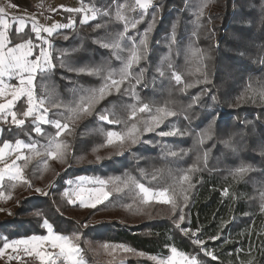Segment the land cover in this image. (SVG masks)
<instances>
[{
  "label": "trees",
  "instance_id": "1",
  "mask_svg": "<svg viewBox=\"0 0 264 264\" xmlns=\"http://www.w3.org/2000/svg\"><path fill=\"white\" fill-rule=\"evenodd\" d=\"M5 1L33 11L29 0ZM81 2L98 10L97 18L80 24L77 14L73 29L49 39L55 67L43 81L40 76L35 81L37 96L49 108L48 119L69 125L57 138L67 145L65 155L58 165L56 159L26 152L30 159L23 175L32 186L3 181L1 191L10 198L8 212L0 214V248L2 237L43 233L47 219L56 234L78 237L91 264L95 261L86 243L122 245L141 254L129 258V264H157L172 247L197 264H264V100L258 95L264 89V0H154L122 41L139 42L147 31L144 58L133 67V77L77 118L81 90L96 89L103 80L69 69L119 70L114 50L100 41L111 42L123 31L114 7L132 0ZM203 3L212 7L201 10ZM9 37V46L36 42L29 28L19 35L12 30ZM194 50L202 52L201 59L193 56ZM173 73L181 75L180 83ZM50 100L61 106L53 107ZM138 104L153 111L166 107L175 115L117 151L116 144H108L107 133L125 132L134 123L143 128L146 113L129 118ZM21 107L26 108L24 100L16 110ZM104 110L115 122L98 118ZM32 122L29 118L16 127L1 121L0 146L21 140L43 152L57 130L44 125L37 134ZM161 131L173 134L161 136ZM242 166L248 171L236 175ZM185 175L187 181L181 179ZM82 176L104 180L108 201L92 209L70 205L63 195L65 183ZM131 181L151 190L168 189L175 210L170 204H142ZM197 239L202 243L193 242Z\"/></svg>",
  "mask_w": 264,
  "mask_h": 264
},
{
  "label": "snow or ice",
  "instance_id": "2",
  "mask_svg": "<svg viewBox=\"0 0 264 264\" xmlns=\"http://www.w3.org/2000/svg\"><path fill=\"white\" fill-rule=\"evenodd\" d=\"M11 7H16L11 5ZM152 7V0H134L131 5L121 4L116 10V19L123 21V31L117 34L115 40L111 42L100 41L103 47L111 48L114 50L113 54L118 60L121 61V67L119 70H114L111 68H105L103 66H93V67H73L70 71H75L78 73H87L89 75H100L103 83L100 87L96 89H89L86 92L81 90V99L79 105L74 109V115L78 118L81 114H88L94 106L102 100L106 95L111 94V91L115 89L117 92L120 91L123 84L128 82L132 77V69L137 66L139 62L144 58V49L146 46V40L141 39L137 42L132 39L130 44L122 43L123 39L126 37L130 28H135L136 23L139 21L135 18L129 20L123 9L127 8L130 11H136L137 9L141 11V18L147 9ZM206 7V3L201 4V10ZM69 12H84V8L77 9H66ZM91 12V16L87 13L84 16L82 23L87 22L89 19L96 18V11L94 9H88ZM7 13L4 7H0V121L5 123L8 122L7 117H11V122L17 127H21L25 124L26 119H31L35 124L34 131L37 134H42L41 124H54L57 129L56 137L49 140L48 144L44 147L43 152L37 149L35 144H25L21 140L15 141L14 151L16 153L15 159L11 160V163L5 159L6 155L11 157L13 153V145L5 142L2 147H0V181H3L5 177L9 180H19L22 183L31 187L30 182L25 179L23 175V168L27 167V162L30 157L22 155L21 150L28 148L32 151L33 155H45L51 159H63L67 145L60 142L57 138L62 132L68 130L69 125L63 123L59 120L52 121L48 119L49 108L45 106V99L43 97H38L36 94L35 81L37 76H40L42 81L45 79L47 73L50 69L54 68L55 65L52 63L51 52L47 51L45 48L40 47L39 52L35 51L38 47L34 45L31 39L25 40L24 42L17 43L14 46H9L11 40L9 37V28L14 23L17 25L15 32L17 35L24 32L27 21L24 17H12L11 22L6 19ZM69 25L54 24L51 27L40 26L35 19L31 22V31L36 34V39H41L40 33L46 32L49 36L53 32L61 27H70ZM100 27V25H97ZM147 31L145 32V36ZM43 44H49L46 39L43 40ZM50 46V45H49ZM121 53H127L126 56L121 55ZM202 52L200 50H194L193 56L197 59L202 58ZM61 65L64 66L63 61ZM174 79L177 83L181 82V75L173 73ZM16 80L18 83L13 84L8 81ZM136 83H139V79H136ZM255 94V93H254ZM259 98L264 100V89L260 90ZM21 98H25L27 102V107H21L16 110V102ZM49 103L53 107H60L55 100H50ZM146 113V118L143 119V128L138 127L135 123L131 127L127 128L125 132H115L111 131L107 133L108 143L113 142V138L117 141L123 142L125 139H130L132 143L136 142L138 134L141 131H152L155 127H159L161 122L168 116L175 115V112L168 110L166 107H158L154 111L152 107L148 104H138L131 107L130 119H135L137 113ZM111 114L107 110L98 113V118L102 121H108L110 123L115 122L109 119ZM161 136L172 135V132L161 131L159 133ZM202 142V140H201ZM7 150V152L5 151ZM174 155V153H173ZM25 161L24 165H18L17 161ZM46 165V161H45ZM247 167H240L236 170V175H242L247 172ZM131 180V178H129ZM183 181L188 180V176L185 175L181 178ZM135 184V187L139 189L140 198L143 203L148 204L152 200H156L161 204H170L173 211L176 208V203L174 199V194L170 195L168 189L151 190L145 187L143 184H138L135 181H131ZM93 183V181H89ZM101 185L98 189H86L83 186V182L77 185L75 189L72 190L71 195L65 192L64 195L69 197L68 203L74 204L78 200L80 205L83 207L95 208L97 204H102L104 200L109 198L110 193L103 190L105 181H95ZM127 183V182H125ZM117 190H120L117 188ZM37 192L42 190L37 188ZM47 195V193H43ZM225 194H227L225 192ZM0 197H3V193H0ZM75 197V199H72ZM10 198V197H9ZM186 199V197H185ZM261 210L264 211V203L261 204ZM39 215V213H37ZM180 220L184 217L181 215ZM44 226L48 230L47 236H32L30 240H15L10 244L5 242L4 248H12L13 251L17 250V247L24 245V251L29 255H35L41 264H84L81 258V248L75 243V239L78 237H69L61 234H56L53 231V227L48 223L47 219L43 221ZM86 226V225H85ZM195 235V233H193ZM196 244H201L202 241H193ZM50 246L52 251H46L44 245ZM105 248L108 245H104ZM123 248V251H132V249ZM58 250V251H56ZM172 255L167 259H161L157 264H196V261L182 252H179L175 247L171 248ZM3 252L0 251V256H3ZM211 255V253H207ZM14 258V257H10ZM155 259V257H153ZM251 264V262H249Z\"/></svg>",
  "mask_w": 264,
  "mask_h": 264
},
{
  "label": "crops",
  "instance_id": "3",
  "mask_svg": "<svg viewBox=\"0 0 264 264\" xmlns=\"http://www.w3.org/2000/svg\"><path fill=\"white\" fill-rule=\"evenodd\" d=\"M29 1H30L31 5L33 6V11L23 10V9L18 8V7H11L12 4L5 1V0H0V7L5 8L6 13H7L5 18L9 19L10 22H11V18L14 16L15 17H24L26 19V21H27L26 28H29L30 33L33 35V38L36 41V42H33V44L38 46L35 48L37 53L39 52L40 47H43L47 51L51 52V42L49 39L60 31L73 28L75 25V19L73 16L74 14L80 15V23H82L81 21L84 19V16L86 13L89 16H91V12H88L85 9V7L83 6V4L81 3L80 0H29ZM69 8H71V9L84 8L85 11L84 12L66 11V9H69ZM61 13H69V14H71V16H68L67 19L64 20V17H63V15H61ZM32 19H35V21H37L40 26H44V27H51L54 24H60V25L71 24V26L58 28L53 32V34L51 36H49L48 33H46V32H41L40 33L41 39H36V34L31 31ZM92 20H94V19H89L87 22L82 23V24H87V23L91 22ZM16 27H17V25H15L13 23L12 26L8 30L9 33L12 30H14V32H15ZM26 28H25V30H26ZM45 39L47 41H49V44H43V40H45ZM22 42H24V41H22ZM19 43H21V42H19ZM8 82L13 83V84L18 83V81H16V80H12V81H8ZM22 100H24L26 102L25 98H21L19 101L16 102V105ZM0 102H4V101H0ZM26 107H27V102H26ZM7 119H8V123L16 126L15 124H13L11 122V117H7ZM32 124L35 126V124L33 122H32ZM44 125H51L54 127V124H41L40 127L44 126ZM8 143H10V142H8ZM3 144L0 147H2ZM10 144L13 145V153H12L11 157H9L7 155L5 157V159L8 160L9 163H11L12 159H15V155H16V153L14 151L15 142L10 143ZM5 151L7 152V150H5ZM26 152L31 153L32 151L28 148H24L21 150L22 155L27 156ZM22 161L23 160H18L17 164L20 165V163ZM0 166H2V165H0ZM3 181H9V182L16 184V185H19L22 183L19 180H9V179H7V177H5ZM3 181H0V193H3L1 191V188L3 186ZM89 181H93V183H89ZM95 181H104V180H102V179L99 180L97 178L87 177V176H82V177H77V178L67 180L65 183V189L63 190V195L65 192H68L71 195L72 190L75 189L77 187V185L80 184L81 182H83V186L86 189H98V188H100L101 185L98 183H95ZM106 186L107 185L105 184L103 190L108 192L106 189ZM41 190H42L41 192H37L36 190L35 191L38 194L44 195L43 193H46V191H43V189H41ZM3 197L6 198L8 196H4V194H3ZM64 197L68 201L69 197H67L65 195H64ZM109 197H110V195H109ZM72 199H75V197H72ZM108 199L104 200L103 203L108 201ZM6 203H7V201H5L3 204L0 203V214L4 213L3 211L5 208H3V207H4V204H6ZM70 205H77L82 209H92V207L81 206L78 200L76 201V203L70 204ZM98 205H100V204H97L96 206H98ZM42 227H43V233H41L39 235H35V236H47L48 235V230L44 226V224H42ZM31 237L32 236L20 237V238H14L11 240H5V238L2 237V239H4V241L1 245L0 251H2L4 254H3V256H0V264H41L40 260L37 257H35L34 254L29 255L27 252L24 251V247H25L24 245L18 246L16 251H13L12 248H8V249L4 248L5 242L10 244L12 241H15V240H30ZM74 242L76 243V239ZM104 245H108V247L105 248ZM104 245L86 243V246H87L89 252L91 253V255L93 257L95 264H129L128 263L129 258L135 259V258H138L141 256L140 253H136L133 251H127V252L123 251V248L119 247L122 245H111V244H104ZM123 247L127 248L126 246H123ZM44 248L46 251H52L50 246L47 244L44 245ZM56 251H58V250H56ZM171 255H172V253H170L169 256H171ZM10 257H14V258L10 259ZM81 258L84 261V264H91L82 255V251H81ZM58 264H59V262H58ZM196 264H197V262H196Z\"/></svg>",
  "mask_w": 264,
  "mask_h": 264
},
{
  "label": "rangeland",
  "instance_id": "4",
  "mask_svg": "<svg viewBox=\"0 0 264 264\" xmlns=\"http://www.w3.org/2000/svg\"><path fill=\"white\" fill-rule=\"evenodd\" d=\"M81 1V0H80ZM153 2H154V0H152V4H153ZM82 3V2H81ZM134 3V0H132V4ZM83 4V3H82ZM121 4H127V5H131V3L129 4V3H126V2H124V3H121ZM120 4V5H121ZM83 6L85 7V9L86 10H88V9H94L95 11H96V18H97V16H98V10H96L95 8H93L92 6H89V5H87V4H83ZM119 5H115V7H114V16H115V18H116V10H117V7H118ZM212 7V4L210 3V4H207L206 5V7H203V10H204V8H206V9H209V8H211ZM151 8V7H150ZM149 9V8H148ZM148 9H147V11H148ZM123 11L125 12V14H126V16L128 17V19L129 20H132L133 18H135V19H137L139 22L145 17V15H146V13H144L143 14V16H142V18H141V11L142 10H140V9H137L136 11H130V10H128L127 8H125V9H123ZM66 14H68L69 16H71V14H69V13H66ZM61 15H62V13H61ZM75 15H77V14H74L73 16H74V19H75ZM79 15V14H78ZM64 17V16H63ZM67 17L68 16H66V17H64V20H66L67 19ZM79 17H80V15H79ZM95 18V19H96ZM94 19V20H95ZM79 20H80V18H79ZM93 21V20H92ZM119 21V20H118ZM119 22H121L122 23V25H123V21H119ZM75 24H76V22H75ZM80 24H82V23H80ZM74 27H75V25H74ZM73 27V28H74ZM73 28H71V29H73ZM71 29H68V30H71ZM132 28H130L129 29V31L131 30ZM144 37H145V35H144V33L141 35V37H140V40L141 39H144ZM129 39H131V37H129ZM132 40V39H131ZM109 144V143H108ZM116 144V146H117V151H123V150H125V148L127 147V146H129V145H131L132 144V142H131V140L130 139H125L123 142H121V141H117V140H115V138H113V142L110 144V145H115ZM60 162H61V160L60 159H56V163L58 164V165H60ZM94 178H97V179H99L100 180V178H98V177H94ZM107 185V184H106ZM135 189H136V191L138 192V194L139 195H141L140 193H139V189L138 188H136L135 187ZM43 191H45L44 189H43ZM8 198H9V196L8 197H0V203H4L5 201H7L8 200ZM141 203L142 204H145V203H143L142 202V200H141ZM150 203H158V204H161V203H159V202H157L156 200H152ZM162 205H167V204H162ZM8 207H9V205H8V203H6V204H4V207L3 208H5L4 209V213L5 212H8ZM186 233V232H185Z\"/></svg>",
  "mask_w": 264,
  "mask_h": 264
}]
</instances>
